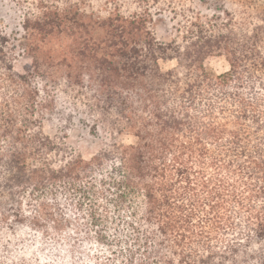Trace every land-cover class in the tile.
Masks as SVG:
<instances>
[{"label": "trees", "instance_id": "trees-1", "mask_svg": "<svg viewBox=\"0 0 264 264\" xmlns=\"http://www.w3.org/2000/svg\"><path fill=\"white\" fill-rule=\"evenodd\" d=\"M238 2L248 17L219 6L182 42L158 40L147 11L0 31V222L56 242L73 228L104 264H264V0ZM56 31L63 46L39 45ZM76 120L111 136L89 160L67 141Z\"/></svg>", "mask_w": 264, "mask_h": 264}, {"label": "rangeland", "instance_id": "rangeland-1", "mask_svg": "<svg viewBox=\"0 0 264 264\" xmlns=\"http://www.w3.org/2000/svg\"><path fill=\"white\" fill-rule=\"evenodd\" d=\"M219 6H224L223 8L232 13L231 17L236 21L241 22L245 16L248 17L238 0H0V31L15 38V41L20 39L23 42V35L28 31L23 28L26 20L32 22L35 17L42 15L60 14L81 22L80 15L83 14L104 18L116 13L128 15L147 11L149 27L158 40L164 43L182 42L187 28H190L191 22L196 21L197 16L207 29L211 26L208 22H214L217 16L216 21L222 22L226 16L220 12ZM64 24H68V21L65 20ZM28 32L31 33V28ZM64 37L65 33L56 31L47 39L46 47L39 40L38 42L44 48L58 50L66 43ZM14 52L13 68L15 72L23 74L26 66L32 63L33 57L22 47H17ZM176 63V59L160 62L165 69L174 67ZM205 64L217 74L229 69L223 55L206 57ZM89 125L76 120L67 133L69 144L86 160L96 154L104 142L111 138L106 133L93 135ZM131 141L129 135H124L119 143L124 145ZM71 230L74 232L73 228H70L66 240L56 242L43 239L39 233L27 228L12 229L0 222V264L11 261L32 264H104V258L108 256L104 249L96 243L94 245L81 240V236L74 235ZM71 235L75 236V241Z\"/></svg>", "mask_w": 264, "mask_h": 264}]
</instances>
